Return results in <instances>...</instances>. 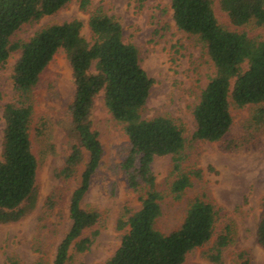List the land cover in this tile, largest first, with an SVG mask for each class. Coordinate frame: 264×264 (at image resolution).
I'll use <instances>...</instances> for the list:
<instances>
[{"label":"trees","instance_id":"1","mask_svg":"<svg viewBox=\"0 0 264 264\" xmlns=\"http://www.w3.org/2000/svg\"><path fill=\"white\" fill-rule=\"evenodd\" d=\"M69 1L0 0V65L12 52L20 51L11 75L13 100L2 109L0 225L21 220L37 206V160L29 134L33 90L60 50L68 62L73 85L66 105L69 121L65 130L71 143L54 176L61 182L78 176V184L69 195L68 230L57 244L51 264H69L70 251L75 254L87 251L96 236V231L89 235L84 232L98 222L99 213L83 209L81 201L103 156L92 123V110L100 94L107 112L126 137L119 167L139 205L134 210H123L116 222V229L122 233L120 244L110 258L98 264H184L190 252L210 241L219 212L211 203L194 198L176 229L164 234L155 227L163 196L156 190L150 169L153 159L171 157L173 178L168 192L175 200L191 186L192 178L201 177V170H183L181 166L186 139L180 126L164 116L141 118L140 111L153 80L139 65L137 48L123 41L119 22L96 10L88 18V40L80 33L81 22L72 19L49 25L26 41L11 42L12 35L23 24L53 15ZM88 3L89 0H81L80 8L84 10ZM216 3L235 28L249 23L264 25V0H216ZM170 9L176 28L196 37L214 67V74L192 110L195 129L191 141L224 140L232 123L231 105L252 107V125L263 127L264 40L222 27L215 16L213 0H170ZM236 147L228 141L223 149L233 151ZM61 199V192L52 190L42 202L38 222ZM255 241L264 249V197L255 226ZM228 242V232L219 234L213 243L215 253L207 258L220 264L222 249ZM39 244L36 250L40 252ZM238 258V264H251L244 254ZM44 262L39 259L40 264ZM9 264L18 263L10 259Z\"/></svg>","mask_w":264,"mask_h":264},{"label":"rangeland","instance_id":"2","mask_svg":"<svg viewBox=\"0 0 264 264\" xmlns=\"http://www.w3.org/2000/svg\"><path fill=\"white\" fill-rule=\"evenodd\" d=\"M81 0H70L50 16L23 24L11 37V42L28 40L35 32L55 23L72 19L82 24L81 35L89 39V16L96 10L116 19L122 39L138 51L139 65L153 80L148 97L140 111L142 119L164 116L183 130L186 139L183 170H201L199 179L175 200L168 192L172 181L171 157H155L150 169L156 190L162 194L161 213L155 227L168 234L182 222L188 203L200 198L215 206L219 216L210 241L190 252L184 264H215L207 256L214 254L215 238L228 232V244L221 252L220 264H238L244 254L251 264H264V249L255 241V226L264 197V126L251 122L253 108L230 106L231 126L221 142L191 141L195 129L192 110L201 90L214 74V67L195 36L176 28L170 0H89L80 8ZM219 24L227 29L244 31L250 37L264 40V25L254 23L235 28L213 0ZM20 51L12 52L0 65V148L2 138V109L13 100L11 75ZM73 91L71 71L62 51L48 64L44 76L33 90V114L30 124L31 150L37 160L36 182L39 198L35 210L15 223L0 225V264L13 259L18 264H51L55 248L67 232L68 200L78 184V176L61 182L54 172L68 153L70 140L66 135L69 118L66 105ZM93 128L98 132L103 156L90 179L81 207L99 213L98 222L84 232L96 236L89 249L81 254L70 251L69 264H98L110 258L120 244L121 232L117 219L125 208L138 207L137 195L125 183L119 164L124 154L126 137L103 105L98 95L92 110ZM231 141L237 147L225 151ZM209 167L211 169H209ZM80 172V170H79ZM59 190L62 199L40 223L37 215L45 197ZM39 247L41 251H37Z\"/></svg>","mask_w":264,"mask_h":264}]
</instances>
